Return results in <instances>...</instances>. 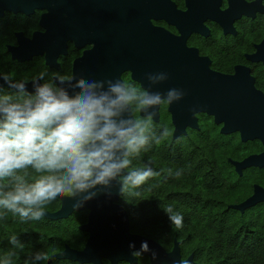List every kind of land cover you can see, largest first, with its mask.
Instances as JSON below:
<instances>
[{
    "label": "flooded vegetation",
    "instance_id": "af4514ba",
    "mask_svg": "<svg viewBox=\"0 0 264 264\" xmlns=\"http://www.w3.org/2000/svg\"><path fill=\"white\" fill-rule=\"evenodd\" d=\"M42 72L141 90L167 73L149 90L185 95L150 126L201 155L238 220L264 221V0H0V77L30 84ZM131 115L143 118L134 105Z\"/></svg>",
    "mask_w": 264,
    "mask_h": 264
},
{
    "label": "clouds",
    "instance_id": "9594fccd",
    "mask_svg": "<svg viewBox=\"0 0 264 264\" xmlns=\"http://www.w3.org/2000/svg\"><path fill=\"white\" fill-rule=\"evenodd\" d=\"M159 73L147 75L149 87L143 90L121 79L97 82L73 75L45 81L47 73L42 72L32 80L29 91L27 82L14 81L10 75L0 77L9 90L0 87V218L11 213L22 222L39 221L58 198L75 201L73 207L79 209L114 182L123 194L159 175L151 163L131 167V157L149 144L158 106L172 105L185 95L176 88L163 94L151 92V84L168 79L167 73ZM105 81L108 91L98 94L95 89L102 88ZM133 105L143 118L131 115ZM125 109L128 117L115 119ZM168 135L165 128L154 142L159 144ZM164 213L172 225L182 227L179 212L169 206ZM9 242L17 246L18 238L13 235ZM129 248L134 249V243ZM149 251L148 242L142 241L140 250L132 255ZM15 255L7 252L0 264H12ZM151 255L157 258L154 251ZM49 259L48 253L41 251L25 264Z\"/></svg>",
    "mask_w": 264,
    "mask_h": 264
},
{
    "label": "trees",
    "instance_id": "16d2710c",
    "mask_svg": "<svg viewBox=\"0 0 264 264\" xmlns=\"http://www.w3.org/2000/svg\"><path fill=\"white\" fill-rule=\"evenodd\" d=\"M150 128L149 144L139 155L131 157V167L142 168L151 163L159 175L139 189H126L120 199L129 217L130 232L155 241L166 252L171 251L176 240L181 259L193 255L196 264H264V221L238 220L234 211L221 205L219 186L216 182L209 183L201 155L187 148L176 149L168 137L155 143L154 137H159L163 129ZM137 191L139 196L134 195ZM169 206L183 216L182 227L170 223L164 213ZM59 207L58 198L47 206L46 212L53 213ZM87 215L84 210L63 220L44 217L22 222L8 213L0 218V261L9 251L16 253L12 264H25L37 252H47L51 257L63 251L65 245L81 250L87 234L79 226L87 222ZM13 235L18 238L17 246L9 242ZM136 257V264H150L147 256ZM30 264L79 263L53 259L33 260ZM103 264L110 263L103 260Z\"/></svg>",
    "mask_w": 264,
    "mask_h": 264
},
{
    "label": "water",
    "instance_id": "95a60500",
    "mask_svg": "<svg viewBox=\"0 0 264 264\" xmlns=\"http://www.w3.org/2000/svg\"><path fill=\"white\" fill-rule=\"evenodd\" d=\"M128 115L129 113L125 109L121 116L115 119L126 118ZM253 162V159H247L245 164L251 165ZM107 192H110L111 195H107ZM120 193V185L114 182L109 189L101 190L93 200L85 202L84 206L79 209H74L75 201H65V198H59V209L53 213L46 212L45 218L52 221L63 220L74 212L87 210V222L79 226V230L87 234V240L82 250H75L65 245L63 251L52 255L49 261L56 259L69 260L79 264H103V260H106L110 264L121 262L136 264L137 257H133L132 252L139 251L141 242L147 241L150 251L142 255L148 257L150 264H196L193 261V255H190L186 260L181 259L176 240H174L171 251L166 252L155 241L131 233L127 212L116 204ZM255 202L250 198L238 206H232V208L243 211ZM132 243L135 245L134 249L129 248ZM153 251L157 253L155 260L151 255Z\"/></svg>",
    "mask_w": 264,
    "mask_h": 264
}]
</instances>
